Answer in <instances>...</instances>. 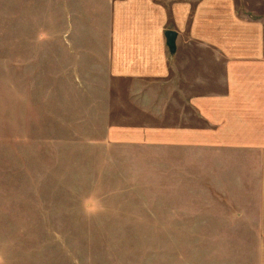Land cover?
Masks as SVG:
<instances>
[{
  "label": "rangeland",
  "instance_id": "1",
  "mask_svg": "<svg viewBox=\"0 0 264 264\" xmlns=\"http://www.w3.org/2000/svg\"><path fill=\"white\" fill-rule=\"evenodd\" d=\"M106 5L0 0V264H264L258 154L136 129L168 122L105 74Z\"/></svg>",
  "mask_w": 264,
  "mask_h": 264
},
{
  "label": "crops",
  "instance_id": "2",
  "mask_svg": "<svg viewBox=\"0 0 264 264\" xmlns=\"http://www.w3.org/2000/svg\"><path fill=\"white\" fill-rule=\"evenodd\" d=\"M106 3L99 42L105 74L134 84L132 95L149 107L144 113L168 122L136 129L172 131L195 122L189 130L226 131L227 146L256 151L264 180V0ZM167 30L175 34L173 48ZM149 98L160 101L148 106Z\"/></svg>",
  "mask_w": 264,
  "mask_h": 264
},
{
  "label": "water",
  "instance_id": "3",
  "mask_svg": "<svg viewBox=\"0 0 264 264\" xmlns=\"http://www.w3.org/2000/svg\"><path fill=\"white\" fill-rule=\"evenodd\" d=\"M165 36L167 38V42H168L169 46L171 48H173L174 47V37H175L174 32L173 31H170V30H167L165 32Z\"/></svg>",
  "mask_w": 264,
  "mask_h": 264
}]
</instances>
